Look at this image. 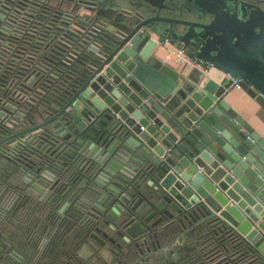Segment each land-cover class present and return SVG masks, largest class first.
<instances>
[{
  "label": "water",
  "instance_id": "95a60500",
  "mask_svg": "<svg viewBox=\"0 0 264 264\" xmlns=\"http://www.w3.org/2000/svg\"><path fill=\"white\" fill-rule=\"evenodd\" d=\"M12 1L0 0V22ZM140 1L78 0L121 12L118 27L60 18L58 30L74 42L61 62L77 59V69L46 100L30 88L35 76L12 91L0 75V187L19 184L49 201L65 185L58 213L75 211L98 245L121 249L111 234L133 245L132 264H178L182 249L196 246L179 245L190 231L205 241L233 236L240 253L264 264V139L224 99L239 79L264 108V8L257 0ZM160 39L226 81L175 71L154 54ZM169 220L183 231L160 247L155 228Z\"/></svg>",
  "mask_w": 264,
  "mask_h": 264
},
{
  "label": "trees",
  "instance_id": "16d2710c",
  "mask_svg": "<svg viewBox=\"0 0 264 264\" xmlns=\"http://www.w3.org/2000/svg\"><path fill=\"white\" fill-rule=\"evenodd\" d=\"M31 7L39 10L33 22L37 35H27L23 43L18 40L13 51L8 50L18 60L0 57V75L8 77L12 91L34 75L30 88L36 90L38 102H41L63 79L75 75L77 69V59L70 65L61 62L68 48L74 46L69 36H63L56 27L63 12L95 16L114 27L119 26L122 14L115 10L94 9L78 0H47L46 4L32 3ZM42 39L48 41L42 43ZM6 41L3 39L0 43L4 45ZM50 72H55L58 77L52 79ZM36 118L34 123L39 121ZM16 186L15 191L0 187V264H88L78 256L77 249L89 237V228L79 222L73 210L58 213L65 185L57 187L49 201L40 200L35 192L23 189L19 184ZM182 231L177 221L161 222L155 228L159 246H168ZM186 235L196 246L187 251L182 249L178 264H257L250 256L240 253L241 249L234 246L236 240L233 236L223 241L212 236L205 241L207 237L199 239L194 231ZM44 240L46 242L42 244ZM111 248L116 254L111 264L119 260L132 264L137 259L133 245L123 244L118 249L111 244Z\"/></svg>",
  "mask_w": 264,
  "mask_h": 264
},
{
  "label": "crops",
  "instance_id": "0c3cea01",
  "mask_svg": "<svg viewBox=\"0 0 264 264\" xmlns=\"http://www.w3.org/2000/svg\"><path fill=\"white\" fill-rule=\"evenodd\" d=\"M118 13L122 14L121 12ZM154 54L162 61L164 59L165 63L175 71L186 75L187 77L192 74L193 68L191 66L183 63H175L173 60L167 59L163 49L157 47ZM226 79L227 76L222 71L210 67L206 76L203 77L202 83H206L210 80L213 81L215 85L220 86L226 81ZM224 99L229 106L264 139V108L241 88L232 87L225 95ZM111 235L115 237L118 242L125 244L120 238H117L113 234ZM189 239L190 238H187V235L182 237L179 240V245H186L187 241H190ZM110 248V243L101 246L88 237L87 240L78 247L77 254L82 260L88 261V264H111L113 255L110 252ZM173 249H175V247Z\"/></svg>",
  "mask_w": 264,
  "mask_h": 264
},
{
  "label": "built area",
  "instance_id": "2783aa9c",
  "mask_svg": "<svg viewBox=\"0 0 264 264\" xmlns=\"http://www.w3.org/2000/svg\"><path fill=\"white\" fill-rule=\"evenodd\" d=\"M32 3L46 4L47 0H13L9 5V8L5 10V13L3 14V18L1 19L0 22V41H2L3 39L7 40L6 44L4 45L0 43V57H2L3 59L18 60V58L12 57V55L8 53V50H10V52L13 51V49L16 47V43L18 42V40L22 41L23 39H26L27 35H31V36L37 35V30L36 28H34L33 22L36 12L37 11L39 12V10L32 8L31 7ZM65 13H71V12L70 11L63 12L60 18ZM60 18L56 23L57 28L60 26L59 25ZM62 33L63 32H61V34ZM47 41L48 40L45 41L44 39L41 40L42 43H45ZM18 47L20 48V45H18ZM158 47L163 49L165 57L167 59H171L175 63L187 64L192 68L200 69L204 71V73H207L209 69L208 66L202 61L188 57L182 49H179L175 45L170 44L168 39H160L158 43ZM163 62H165L164 59ZM1 69L2 66L0 65V70ZM31 76L34 75H30V77ZM231 86L235 88H240L239 79H234L233 82L231 83ZM45 242L46 240H44L42 244H44Z\"/></svg>",
  "mask_w": 264,
  "mask_h": 264
},
{
  "label": "flooded vegetation",
  "instance_id": "af4514ba",
  "mask_svg": "<svg viewBox=\"0 0 264 264\" xmlns=\"http://www.w3.org/2000/svg\"><path fill=\"white\" fill-rule=\"evenodd\" d=\"M124 1H126V3L127 4H130L131 6L133 5V6H136V5H138V4H140L141 3V1L140 0H124ZM247 1H252V0H247ZM257 1H260V5L264 8V0H257ZM129 5V6H130Z\"/></svg>",
  "mask_w": 264,
  "mask_h": 264
}]
</instances>
